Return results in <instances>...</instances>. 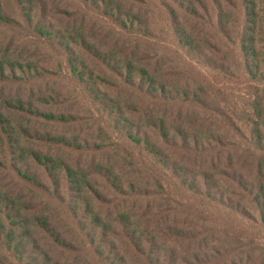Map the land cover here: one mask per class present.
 I'll return each mask as SVG.
<instances>
[{
    "label": "trees",
    "instance_id": "trees-1",
    "mask_svg": "<svg viewBox=\"0 0 264 264\" xmlns=\"http://www.w3.org/2000/svg\"><path fill=\"white\" fill-rule=\"evenodd\" d=\"M0 264H264V0H0Z\"/></svg>",
    "mask_w": 264,
    "mask_h": 264
}]
</instances>
